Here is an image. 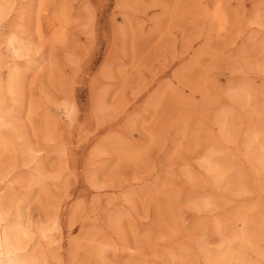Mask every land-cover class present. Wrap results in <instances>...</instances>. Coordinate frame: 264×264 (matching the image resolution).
I'll list each match as a JSON object with an SVG mask.
<instances>
[{"label": "rangeland", "instance_id": "1", "mask_svg": "<svg viewBox=\"0 0 264 264\" xmlns=\"http://www.w3.org/2000/svg\"><path fill=\"white\" fill-rule=\"evenodd\" d=\"M0 78V190L58 221L40 264H264V0H0Z\"/></svg>", "mask_w": 264, "mask_h": 264}, {"label": "bare ground", "instance_id": "2", "mask_svg": "<svg viewBox=\"0 0 264 264\" xmlns=\"http://www.w3.org/2000/svg\"><path fill=\"white\" fill-rule=\"evenodd\" d=\"M7 6L8 5H6V7ZM45 15L42 14L41 19H45L47 17ZM214 15L216 18L221 19L224 22L227 18L225 16L223 10L220 7L217 8V12ZM51 20L52 19L49 20L50 23H52ZM54 23L56 24L58 22L55 21ZM60 32L62 34V30H60ZM29 37H30L29 35H24L22 37L18 36L17 39H13V38L7 39L8 48H9V50H10V52L14 58V62L19 61V58L26 56L27 54H25V53L32 50L33 40L30 39L32 37H30V38ZM57 37H58V35H57ZM62 37H64V36L62 35ZM62 37L59 38V41H60V39H62ZM31 62H32V59H30L29 63L27 61L28 65L32 64ZM9 71H10L9 72L10 77L8 79L7 85H5L4 90L7 91V89H9V91L14 92V89L16 87H20V80H19V83L17 85L18 80L15 81V78H20L19 76L21 75V69L19 66H17V67L11 66ZM2 83L3 82H1V80H0V112H2V115H3V112L5 111V109H4L5 106H2V102H3V98H4L3 97L4 91L2 90ZM7 86H8V88H7ZM17 91H18V89H17ZM16 95L17 94L15 93V95H14L15 99H16ZM68 110H69V108H68ZM68 110H67L66 115L68 114ZM5 113H7V111H5ZM9 113H10V111H9ZM253 139H251V140H253ZM4 140H3V142H4ZM8 140H7V144H9ZM25 143H23V144L25 145ZM5 145H6V143H5ZM26 145H27V143H26ZM259 146L261 147V149L264 148V139L260 141ZM30 147H32V146H30ZM11 149H12V147H11ZM261 149L259 150V152L257 151L258 153H256L255 157L252 156V157H254L253 159L258 160L257 162H261V159L259 158L262 155L260 152ZM211 150H213V149H211ZM33 151H35V150H33ZM22 152H24V151H22ZM22 152H21V154H22ZM31 154H32V152H31ZM259 159H260V161H259ZM41 170H43V169H41ZM209 170L211 172L215 173V175L219 179H221L226 175L228 168H225V167L223 168L218 163L211 162L209 164ZM36 174H37V172H36ZM54 174H55V172L53 173V175ZM49 175H50V173H49ZM40 176L44 177L45 175L41 171H39V177ZM41 177H40V179H41ZM5 185L6 186L1 188V190H0V264H40L41 263L40 260L44 259V258H42V256H44V253H47L46 246L52 241L51 240V234H52L53 228H56V225L58 223L57 218H56V216H54L55 214L52 212V213H50V218H49L48 222L34 224V222L30 221L29 219H27L25 217L24 207L21 205V202L18 200V198H16L17 193H15L13 191V189H15V187L12 186L8 182ZM53 205L54 206L52 208L56 207V204H53ZM79 209H80V207H79ZM73 215H75L74 212H73ZM35 233H39V236L37 235L39 237V239H38L39 243L34 248H29V247H27L28 241H30L31 239H34L33 236L35 235ZM244 237H246V236L242 235V238H244ZM238 240H240V237ZM241 240H240V242H241ZM244 245H245V243H244ZM209 252H207V251L203 252V253H205V259L207 261L206 264L207 263L208 264H231L234 262V260H237L239 258V252L240 251L237 252V250L235 249V247L233 245L227 243V245L222 246V248L219 249L218 251H215L213 253H211V252L209 253ZM48 255H49V253H47V256ZM47 258H49V257H47Z\"/></svg>", "mask_w": 264, "mask_h": 264}]
</instances>
